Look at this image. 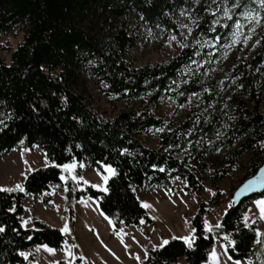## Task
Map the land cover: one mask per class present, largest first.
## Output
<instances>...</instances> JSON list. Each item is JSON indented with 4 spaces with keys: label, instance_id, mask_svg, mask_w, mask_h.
<instances>
[{
    "label": "trees",
    "instance_id": "trees-1",
    "mask_svg": "<svg viewBox=\"0 0 264 264\" xmlns=\"http://www.w3.org/2000/svg\"><path fill=\"white\" fill-rule=\"evenodd\" d=\"M193 1L0 0V34L15 27L24 34L23 41L11 52L10 63H0V153H8L25 140L27 146L43 150L51 162L26 176L23 191H0V225L6 226L0 233V264H30L19 253L28 252L36 260L35 248L40 244L62 247L65 237L58 228L35 219L34 227L26 229L21 224V216L26 193L42 195L53 185L61 184V166L68 162L76 163V179L68 177L63 182L64 215L71 231L75 227V202L85 196L94 198L101 212L120 230L122 225L139 228L142 221L153 222L137 197L136 187L170 186L171 180L179 177L184 180L187 192L200 193L204 189L195 167L189 165L193 155L196 166L203 164L198 159L201 150L195 149L190 157L178 156L189 140L185 132L190 124L170 129L151 110L163 93L183 103L189 94L201 89L199 78L183 81L181 96L170 91L169 85L193 60L196 47L190 41L173 58L133 67L124 55L133 47L134 40L118 24L134 11L147 25L177 33L171 14L184 4L192 6ZM211 1L198 0L199 12ZM239 2L240 10L251 0ZM212 18V15L203 17L193 34L210 33ZM228 28L217 25L212 34L224 35ZM263 62L264 42L258 54L235 68L233 75L238 81L230 98L216 103L207 119L195 128L202 135L217 128L226 129L231 145L243 139L230 159L234 161L245 150H251L254 160L248 177L264 162V113L259 111L262 95L257 91L263 88L259 86ZM88 78L107 97L150 96L142 100L138 110L130 108L107 114L92 101ZM214 96V93L206 95V104ZM232 109L235 115L227 119L225 113ZM156 128L160 129L159 147L153 148L138 136ZM84 160L100 172H103L102 164L115 170L107 180L106 191L91 185L79 188ZM228 171V167L214 171L215 188ZM260 195L264 192L238 204L232 203L220 219L223 227L205 233L203 221L208 206L210 203L216 206L221 201L220 191L216 189L209 202H199L194 215H184L186 226L197 229L193 247L172 238L163 246L148 248V258L142 264H177L180 258H185L186 264H201L207 259L217 234L223 233L231 234L236 241L228 247L232 259L248 257L253 252L257 232L255 224L245 227L242 212L248 200ZM48 201L45 197L44 202ZM13 205L15 211L9 212ZM260 251H264V243H260Z\"/></svg>",
    "mask_w": 264,
    "mask_h": 264
},
{
    "label": "rangeland",
    "instance_id": "rangeland-1",
    "mask_svg": "<svg viewBox=\"0 0 264 264\" xmlns=\"http://www.w3.org/2000/svg\"><path fill=\"white\" fill-rule=\"evenodd\" d=\"M197 2L198 0H194L192 6L184 4L172 12L171 18L177 26V33L147 25L134 11H130L125 18L119 20L118 24L123 25L127 35L134 40L133 47L127 49L124 55L128 64L133 67L173 58L190 41L193 47H196L197 52L193 60L182 69L179 78L169 85L170 91L181 96L184 93L180 89L183 81L199 78L201 89L194 92L195 95L194 93L189 94L183 103H179L174 96L163 93L158 102L151 106V110L157 117H161L170 129L185 123L190 124L185 132V138L189 140L178 156L180 158L190 157L195 149L201 150L198 159L203 164L196 166L194 155H191L189 165L195 167L198 176L202 179L204 189L200 193L187 192L184 190L182 178H173L171 185L165 187H136V194L142 205L145 203L149 205L144 208L153 222L149 224L142 221L139 228L122 225L120 230L114 228L111 219L101 212L94 198L85 196L75 202L77 229L75 230L74 227V232L69 228L64 215L63 182L68 177H74L76 167L75 162H68L66 164H72L74 167L70 171L62 168L63 173L60 178L64 176L65 179H61V184L53 185L42 195L26 193L23 202L24 213L21 216V222H26L22 226L26 229L34 227L35 219L58 228L60 231L67 225L69 231H61L65 241L60 248L46 245L47 248L53 250L51 252L42 247L45 244L37 245L35 248L37 259L32 260L29 253L25 252L28 254V258L25 259L26 263L142 264L145 260V253L148 254V248L160 247L164 240L169 241L172 238L181 239L182 237L194 239L192 229L188 228L184 222V215H194L199 202H209L216 189L220 191L221 201L216 206L211 203L208 206L209 210L205 219L210 225L215 226L220 222L227 208L233 203V193L243 181L249 178L250 165L254 160L252 151L245 150L239 158L231 161L230 154L243 139L231 145L226 129L217 128L210 134L202 135L195 128L201 120L207 119L216 103L228 100L233 94L238 81V77L233 75L235 68L259 53L264 42V9L255 0H251L240 10L238 7H233L237 2L229 3L225 0L213 2L212 0L208 7L200 13ZM225 9L228 11V16L224 14ZM210 15L213 16L210 33L193 34L200 20ZM229 16L231 19L228 18ZM237 21L239 24L236 23ZM217 25L222 28L229 27L228 31L224 35L212 34ZM107 32L105 30L104 33L107 34ZM23 35L19 27L0 34V63H10L11 52L23 41ZM261 75L262 82L259 86L263 88H257V91H260L262 95L259 111L264 113V71ZM87 88L94 104L107 114L130 108L138 110L142 105V100L150 96L147 94L135 99L119 96L107 97L99 92L92 78L87 79ZM212 93L215 98L206 104L205 96ZM234 115V109L225 113L227 119H233ZM217 133H220L219 137ZM159 134L160 129L156 128L147 133H141L138 137L149 146L158 148ZM49 164L51 162L43 150L36 146L29 147L25 140H22L8 153H0V187L15 188L17 184L23 187L24 179L29 173ZM106 166L110 165L102 164L103 172H100L91 167L86 160L81 162L83 174L80 178L82 185L79 188L91 185L98 190L105 191L107 180L113 175ZM225 167H228L229 171L218 181V187L215 188L212 183L214 171L217 169L220 171ZM45 197H48V203L44 202ZM258 199L264 200V195L256 196L245 203L242 222L247 225L255 224L256 232L264 234V219L260 216L259 206L254 203ZM90 227H94V230ZM225 234L228 233L220 236ZM230 239L232 240L231 236ZM181 240L185 242L184 239ZM257 240L258 237L252 254L237 260L229 256L228 247L221 248L222 243H227L222 239L215 237L211 250L216 249L219 264H236L237 261L240 264H264V251L258 252L260 243ZM68 252L73 255L69 256ZM206 261L211 264L208 257L201 264H205ZM177 264H186L185 258H180Z\"/></svg>",
    "mask_w": 264,
    "mask_h": 264
},
{
    "label": "snow or ice",
    "instance_id": "snow-or-ice-1",
    "mask_svg": "<svg viewBox=\"0 0 264 264\" xmlns=\"http://www.w3.org/2000/svg\"><path fill=\"white\" fill-rule=\"evenodd\" d=\"M213 2H215V0H213ZM255 2H258L259 5L261 6V8L264 9V0H255ZM238 6H239V0H237V3L234 4L233 7H238ZM224 14H225V16H228L227 9L224 10ZM228 18L231 19L230 16ZM236 23L239 24V21H237ZM172 39H175V37H172ZM182 47H183V45H182ZM90 63H91V61H90ZM205 91H207V89H205ZM193 95H195V93ZM219 135H220V133H217V137H219ZM169 147H172V146L170 145ZM61 167H63L64 169H67V170L70 171L74 167V165H72V164H65V165H62ZM106 167H107V169H108V171L110 173L115 174V170L114 169H112L110 166H106ZM161 171H163V169H161ZM61 179L63 180V179H65V177L64 176H61ZM73 179H76V177L74 176ZM176 179H179V177H176ZM105 180H107V177H105ZM257 182H259L261 184H264V175H261V177L259 178L258 181L257 180H250V181H248L244 185V188H248L249 186H251L252 184L257 183ZM16 190L23 191L24 189L19 184H17L15 186V188H3V187H0V191H3V192H12V191H16ZM105 191H106V189H105ZM254 203H256L259 206L260 216H261L262 219H264V206H262V205H264V200H259L258 199ZM143 207H146L147 208V207H149V205L147 203H145V204H143ZM8 211L9 212H14L15 211V205H13L12 208L8 209ZM21 223H22V225H25L26 224L25 221H22ZM222 227H223V225L220 222L216 223L215 226H212V225H210V223H209V221L207 219H205L203 221V230L206 233H212L216 229H221ZM245 227H247V224H245ZM5 230H6V226L0 225V233H3ZM61 231H63V232L69 231L68 226L65 225L64 228ZM191 231H192L193 234H195L196 231H197V229L195 227H193ZM230 235L231 234H225L224 236L221 237L219 234H217V236H216L217 239H222L223 241H226L227 242L226 244L222 243L221 244V248L226 249L227 247L234 246L236 244V241L235 240H231L230 239ZM262 236H264V234H261L259 231H257V237H258L257 242L258 243H264V239H261ZM31 238L32 237H28V239H31ZM181 239H184L185 240V242L188 244V247L189 248H192L193 247L194 239L193 240H190L189 237H182ZM167 243H168V241L167 240H164L162 242V245L161 246H163V245H165ZM42 247L47 248L46 245H43ZM47 250L49 252L53 251L50 248H47ZM67 254L69 256H72L73 255V253H71V252H68ZM19 255L23 256L25 259L28 258V254L25 253V252H20ZM147 258H148L147 253H145V259H147ZM137 259H139V257H137ZM208 260L211 262V264H219V260H218V256H217V252H216V249L215 248H213L208 253ZM205 264H208V261H206ZM236 264H240V262L237 261Z\"/></svg>",
    "mask_w": 264,
    "mask_h": 264
},
{
    "label": "water",
    "instance_id": "water-1",
    "mask_svg": "<svg viewBox=\"0 0 264 264\" xmlns=\"http://www.w3.org/2000/svg\"><path fill=\"white\" fill-rule=\"evenodd\" d=\"M261 175H264V162L258 168L256 173L252 176L243 181L233 193V203L238 204L242 202L244 199L251 197L253 195H258L264 192V184L259 182L252 184L248 188H244V185L250 180H259Z\"/></svg>",
    "mask_w": 264,
    "mask_h": 264
},
{
    "label": "crops",
    "instance_id": "crops-1",
    "mask_svg": "<svg viewBox=\"0 0 264 264\" xmlns=\"http://www.w3.org/2000/svg\"><path fill=\"white\" fill-rule=\"evenodd\" d=\"M91 228V230H94V227H90ZM77 229V220H76V218H75V230ZM75 230H74V232H75ZM114 230V229H113ZM115 231V230H114Z\"/></svg>",
    "mask_w": 264,
    "mask_h": 264
}]
</instances>
